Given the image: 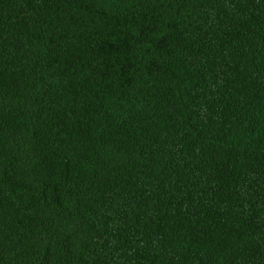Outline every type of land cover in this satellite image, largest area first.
Listing matches in <instances>:
<instances>
[{"label":"trees","instance_id":"obj_1","mask_svg":"<svg viewBox=\"0 0 264 264\" xmlns=\"http://www.w3.org/2000/svg\"><path fill=\"white\" fill-rule=\"evenodd\" d=\"M0 264H264V0H0Z\"/></svg>","mask_w":264,"mask_h":264}]
</instances>
